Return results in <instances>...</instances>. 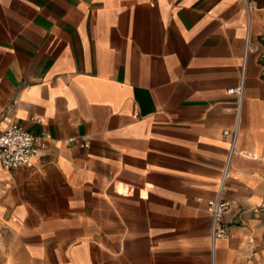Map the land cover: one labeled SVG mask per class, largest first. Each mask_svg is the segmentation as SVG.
<instances>
[{"label": "crops", "instance_id": "obj_1", "mask_svg": "<svg viewBox=\"0 0 264 264\" xmlns=\"http://www.w3.org/2000/svg\"><path fill=\"white\" fill-rule=\"evenodd\" d=\"M253 4L0 0V130L40 138L31 165L0 166V264H264V0ZM243 78L225 186L236 204L213 246L228 90Z\"/></svg>", "mask_w": 264, "mask_h": 264}, {"label": "built area", "instance_id": "obj_2", "mask_svg": "<svg viewBox=\"0 0 264 264\" xmlns=\"http://www.w3.org/2000/svg\"><path fill=\"white\" fill-rule=\"evenodd\" d=\"M245 6L248 12L254 9L253 0H245ZM229 94L237 96V105L235 109L236 127L233 135L228 165L220 181L218 196L209 202V211L212 218V244L215 246L217 240L228 237V231L223 225L225 216L236 204L225 198V186L228 177L229 162L233 155L237 153V142L243 110L244 97V78L239 86L228 90ZM41 121V120H39ZM229 135L230 132H225ZM40 138L28 132L19 124H12L5 130H0V166L5 170L12 171L31 165L32 159L37 155ZM71 143L76 142V138L69 140ZM82 148H89L87 140L82 143ZM257 214L264 215V199L262 203L253 210Z\"/></svg>", "mask_w": 264, "mask_h": 264}, {"label": "bare ground", "instance_id": "obj_3", "mask_svg": "<svg viewBox=\"0 0 264 264\" xmlns=\"http://www.w3.org/2000/svg\"><path fill=\"white\" fill-rule=\"evenodd\" d=\"M237 153H239V152H237ZM248 154V153H247ZM251 155H253V154H251ZM242 156H244V155H242ZM252 158V157H251Z\"/></svg>", "mask_w": 264, "mask_h": 264}]
</instances>
